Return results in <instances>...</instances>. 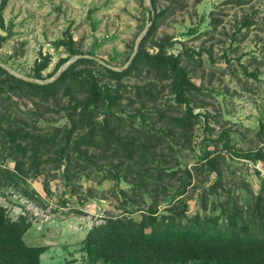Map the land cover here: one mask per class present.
<instances>
[{
  "label": "rangeland",
  "instance_id": "obj_1",
  "mask_svg": "<svg viewBox=\"0 0 264 264\" xmlns=\"http://www.w3.org/2000/svg\"><path fill=\"white\" fill-rule=\"evenodd\" d=\"M3 16L0 65L11 74L50 80L89 55L97 63L78 68L92 69L113 97L105 93L83 122L74 109L83 86L29 90L0 72V168L24 169L0 182V204L30 223L29 245L47 247L41 264H112L91 263L84 249L89 230L109 217L138 220L152 208L225 225L228 213L249 218L264 199V180L243 155L264 153V0H8ZM153 23L143 48L156 52L165 39L180 56L197 85L188 91L192 112L162 68L141 61L121 77L105 68L129 69ZM67 30L82 53L61 43ZM88 133L96 143L84 160L67 139Z\"/></svg>",
  "mask_w": 264,
  "mask_h": 264
},
{
  "label": "trees",
  "instance_id": "obj_2",
  "mask_svg": "<svg viewBox=\"0 0 264 264\" xmlns=\"http://www.w3.org/2000/svg\"><path fill=\"white\" fill-rule=\"evenodd\" d=\"M8 0H2L0 4V21L3 25L5 9ZM155 18V17H154ZM156 24L153 23L147 35L141 42L136 56L133 58L129 69L117 71L105 67L116 76H123L131 68L141 61L162 68L167 76L172 79L173 91L181 102H185L190 112L191 100L188 91L196 88V83L191 79L188 70L181 64L179 55L169 53L168 42L160 39L156 42L157 51L151 53L143 48L145 40L153 33ZM0 38V48L2 46ZM62 44L66 45L71 55L82 53L75 47V40L71 30L65 33ZM93 64L97 61L93 58L83 57L71 64L62 72L59 78L53 82L44 84L29 81L11 74L0 65V72L18 87L29 90L58 92L65 86V92L79 84L88 92L83 100H76L75 111L81 107L83 122L87 121V114L92 105H98L103 95L113 100L109 92H105L100 85L96 73L87 67L78 68L79 64ZM49 65L48 59L38 66V71ZM255 75V74H253ZM256 76V75H255ZM7 134L12 141L20 138L18 130H10ZM48 141V140H47ZM67 146L76 152L78 157L89 159L88 146L96 141L88 133L76 140L74 144L67 139ZM12 144L20 151L26 149L19 142ZM40 145V144H39ZM87 145L86 148L83 146ZM71 149V148H68ZM238 153V152H236ZM84 154V156H83ZM240 154V153H238ZM244 156L251 159L264 160L261 151H248ZM75 157V158H78ZM79 159V158H78ZM210 162H214L211 160ZM24 169L17 166L16 171L1 170L0 182L20 179ZM118 178L119 175L115 174ZM152 213L142 219L130 216L109 217L104 222L95 225L87 233L84 239V249L91 263L100 259L112 264H188L193 260L204 263L218 264H264V199L261 198L254 209L250 211L249 218H242L241 212L227 214L228 222L225 225L202 222L199 216L188 217L182 212L184 218H178V214H163L158 216L157 210L151 208ZM239 213V214H237ZM186 218L188 221H183ZM30 223L25 217L13 220L8 216L6 209L0 204V264H41V255L46 246H32L24 240V234L29 229Z\"/></svg>",
  "mask_w": 264,
  "mask_h": 264
},
{
  "label": "water",
  "instance_id": "obj_3",
  "mask_svg": "<svg viewBox=\"0 0 264 264\" xmlns=\"http://www.w3.org/2000/svg\"><path fill=\"white\" fill-rule=\"evenodd\" d=\"M147 29H148V27H147ZM143 35V34H142ZM142 35L140 36V38L142 37ZM138 49H139V42L137 43V45H136V49H135V52H134V55L136 54V52L138 51ZM84 56H87V57H93V56H89V55H77V56H75V57H73L72 59H70L62 68H61V70L58 72V74L55 76V77H53L52 79H50V80H44V81H42V80H34V79H28V78H26L27 80H30V81H36V82H41V83H48V82H52L53 80H55L56 78H58L61 74H62V72L64 71V70H66L71 64H73L75 61H77L80 57H84Z\"/></svg>",
  "mask_w": 264,
  "mask_h": 264
},
{
  "label": "built area",
  "instance_id": "obj_4",
  "mask_svg": "<svg viewBox=\"0 0 264 264\" xmlns=\"http://www.w3.org/2000/svg\"><path fill=\"white\" fill-rule=\"evenodd\" d=\"M247 166L264 180V160L262 159H248Z\"/></svg>",
  "mask_w": 264,
  "mask_h": 264
}]
</instances>
